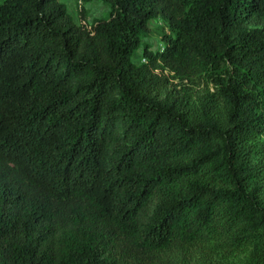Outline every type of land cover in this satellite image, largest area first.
I'll return each instance as SVG.
<instances>
[{
    "label": "trees",
    "instance_id": "1",
    "mask_svg": "<svg viewBox=\"0 0 264 264\" xmlns=\"http://www.w3.org/2000/svg\"><path fill=\"white\" fill-rule=\"evenodd\" d=\"M101 1L0 0V264H264V0Z\"/></svg>",
    "mask_w": 264,
    "mask_h": 264
},
{
    "label": "rangeland",
    "instance_id": "2",
    "mask_svg": "<svg viewBox=\"0 0 264 264\" xmlns=\"http://www.w3.org/2000/svg\"><path fill=\"white\" fill-rule=\"evenodd\" d=\"M68 7L70 14L74 17L75 21L79 23V7L83 8L82 16H85L90 23H93L95 20L107 19L109 17V7L101 0H91L86 2V0H61ZM159 22L152 21L150 24L151 33L149 38L144 40L140 50L134 55V62L140 61L143 51L144 45L150 46V50L153 52H157L161 44H163L161 31L158 28ZM165 32L169 33L168 28H165Z\"/></svg>",
    "mask_w": 264,
    "mask_h": 264
},
{
    "label": "built area",
    "instance_id": "3",
    "mask_svg": "<svg viewBox=\"0 0 264 264\" xmlns=\"http://www.w3.org/2000/svg\"><path fill=\"white\" fill-rule=\"evenodd\" d=\"M159 50H161V51H163L164 50V47H163V45L161 44L160 45V47H159ZM140 62L141 63H146L147 62V59L146 58H144V57H141V59H140Z\"/></svg>",
    "mask_w": 264,
    "mask_h": 264
},
{
    "label": "crops",
    "instance_id": "4",
    "mask_svg": "<svg viewBox=\"0 0 264 264\" xmlns=\"http://www.w3.org/2000/svg\"><path fill=\"white\" fill-rule=\"evenodd\" d=\"M89 21V20H88Z\"/></svg>",
    "mask_w": 264,
    "mask_h": 264
}]
</instances>
